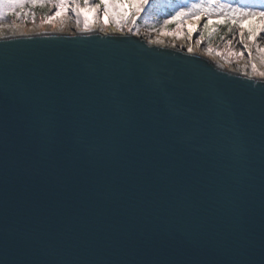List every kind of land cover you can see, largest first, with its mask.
<instances>
[{
  "label": "water",
  "instance_id": "95a60500",
  "mask_svg": "<svg viewBox=\"0 0 264 264\" xmlns=\"http://www.w3.org/2000/svg\"><path fill=\"white\" fill-rule=\"evenodd\" d=\"M259 79L129 32L0 37V264L258 260Z\"/></svg>",
  "mask_w": 264,
  "mask_h": 264
},
{
  "label": "snow or ice",
  "instance_id": "6c2138e0",
  "mask_svg": "<svg viewBox=\"0 0 264 264\" xmlns=\"http://www.w3.org/2000/svg\"><path fill=\"white\" fill-rule=\"evenodd\" d=\"M233 3H238L239 7H232ZM88 7L89 10H93L89 7V0H0V20H3L5 16L9 13L12 15H26L27 13L19 12L17 13L16 9H24L25 5L35 6H54L57 11L64 10L65 12L71 10L74 12L77 23L79 24L81 20L84 24V29L89 28L87 17L83 16L81 12V5ZM71 6V7H70ZM131 12L123 10L122 0H99V3L95 5V11L99 13L100 11L109 12L111 10L113 22L117 23L119 28H122L125 23H127L133 17L138 16L145 10L147 7L151 6V0H136L134 4L130 3ZM172 9L170 13H166L167 18L163 21V27H168L174 23H179L185 18L196 16L203 13L205 17H212L215 13L216 15H223L225 20L222 23L227 24L229 21L236 23L237 21H243L247 18L259 17L264 20V0H230L229 6L226 8L224 3H217V0H182V3H170L167 5ZM179 18V19H178ZM204 29H209V23L206 21L204 23ZM132 29L129 28V31ZM216 27L213 25V31L208 32V39L215 34ZM229 33H232V29L229 28ZM264 34V26L258 28L254 35ZM191 35V33H190ZM201 38L204 37L205 33H201ZM241 39L240 43L243 46L245 51H248L249 63L245 64L243 67L245 70L248 69L249 64L251 65V76L259 77L257 81L259 86L264 89V70L257 67V58L254 57L251 51L248 50V43L244 40V32L239 33ZM89 37H85L88 39ZM253 36L250 35L249 39H252ZM76 39V37H73ZM113 39H120L119 37H113ZM160 41H154V43H159ZM197 43H200L198 40ZM259 48V45H257ZM188 52H193V48L189 47ZM239 55H243L241 52ZM259 63L264 66V54H261ZM22 119L27 120L29 117L25 115ZM27 124H21L19 128V135L25 137L27 135ZM5 131L4 125L2 130V135H0V141L4 139ZM232 143L236 144L242 154H246L248 151L247 145L237 134L232 138ZM260 150H261V203H260V213H261V222H260V236H259V258L258 260H239L234 262V264H264V104H262L261 111V123H260ZM3 172L8 166V159L3 153L2 161ZM11 164L14 169L19 171L21 174H30L34 167V161L29 153L24 150L15 152L11 157ZM4 232L5 225L4 221L2 226H0V246H2L4 251ZM13 242L15 246L19 249H28L34 246L38 242V237L36 235V229L25 223L19 226L18 228L13 229ZM171 239V237H169ZM3 264L5 262L3 261ZM22 264V262H21ZM58 264H110L107 261H74V260H64L59 261Z\"/></svg>",
  "mask_w": 264,
  "mask_h": 264
},
{
  "label": "rangeland",
  "instance_id": "374dc122",
  "mask_svg": "<svg viewBox=\"0 0 264 264\" xmlns=\"http://www.w3.org/2000/svg\"><path fill=\"white\" fill-rule=\"evenodd\" d=\"M122 2H123V10L130 13L131 8L129 5L130 3L134 4L136 0H122ZM221 2L224 3L225 7L227 8L229 6L230 0H217V3H221ZM97 3H99V0L93 3L94 8ZM170 3H182V0H151L150 7H147L145 10H143L140 15L133 17V19L125 23L123 27L120 29L123 30L124 32L135 31L136 33H139L143 28L145 29L148 28L149 30L155 29L163 34L180 33L183 27L182 22L186 18L180 21L179 23H176L175 26L169 25L168 27H163V21L165 18H167L165 14L169 13L168 9H170V7H168L167 5ZM231 6L239 7V4L233 3ZM82 7H84L83 4H82ZM52 9H53L52 14H50L49 16L38 17V18H33V17H29V18L27 17V18L30 19L29 21H36V22L38 21L41 23V25L44 26L52 18H55V17L57 18L69 12V11L65 12L64 10L57 11L55 7ZM15 11L19 13V9H16ZM94 14L96 15L97 19L105 27H109L111 25H115L116 27H118L117 23L113 22L111 10H109V12L100 11L99 13H97L94 10ZM9 15H11V13L7 14L5 18L0 21H6L9 19H12V20L15 19L19 21L21 19L22 20L26 19V16L24 17L23 15L21 16L13 15L14 16L13 18H9ZM198 15H202L204 17L203 18L204 22H203L201 30L203 33H205V36H208L207 35L208 32H210L213 28V26L211 25L212 24L215 25V23L217 22L216 20L225 19L223 15H216L215 13L210 18L205 17L203 13L198 14ZM206 21L209 23V29L207 30L204 29V23ZM53 25L56 26L57 23H53ZM221 26L222 25H219V27L215 31V34L213 35V38H219L218 41L216 42L208 43L205 37L201 38L200 33L196 34L195 40L196 41L199 40L200 41L199 44H202L201 50H204L211 55H216V56L219 55L222 59L225 60V62H228V63L240 61L242 59L248 60L249 59L248 51H245L244 49H243L244 51L243 50L241 51V48H239L240 47L239 42L241 39L239 33L243 31L244 32L243 38L245 41H247L248 46H249L248 50L251 51L252 55L257 58V67L259 68L258 66L260 65L259 59L261 57V54H264V34H260L258 36L254 34L258 28H260L261 26H264V20L260 19L259 17H254V18H247L243 21H239V24L236 26L235 31L230 35L227 33V31H229L228 30L229 26L226 27L225 29H221L220 28ZM83 27H84V24H83ZM129 28H131L132 30L129 31ZM245 28H247L248 30H246ZM221 31H224V32L221 33ZM220 33H221V36L219 37ZM250 35L253 36L252 39H249ZM257 45H259V48L257 47ZM241 52H243L242 56L239 55Z\"/></svg>",
  "mask_w": 264,
  "mask_h": 264
},
{
  "label": "bare ground",
  "instance_id": "6f19581e",
  "mask_svg": "<svg viewBox=\"0 0 264 264\" xmlns=\"http://www.w3.org/2000/svg\"><path fill=\"white\" fill-rule=\"evenodd\" d=\"M98 0H89V7L93 10H89L88 7H82L81 12L83 16L87 17L89 28L87 30L83 27V21L78 24L77 18L71 10L65 15L52 18L49 22H47L44 26L41 25L40 22L36 21H24V20H6L0 21V37L7 36H16V35H24V34H32V33H43V32H60V33H77V32H86V31H98V32H107V33H128L124 32L120 28L115 25H111L109 27H105L94 14L95 8L93 7V3ZM71 7V6H70ZM204 17L202 15H196L194 17L186 18L182 22V31L180 33L175 34H163L158 30L148 28H143L139 33L133 31L134 34H137L142 39L145 38L146 41L154 43V41H160L159 43H154L160 46H172L178 48L180 50L188 52V48L192 47L193 52H197L203 55L210 57L214 63V65L218 68H222L231 72L240 73L244 75L251 76V65L247 70L244 69V65L249 63V59H242L236 62H225L219 55H211L208 52L201 50L202 44L197 43L195 40L196 34L202 32L201 28L204 22ZM53 23H57L56 26ZM191 33V35H190ZM241 51L243 47L239 42ZM244 51V50H243ZM261 70H264V66L261 64L258 65Z\"/></svg>",
  "mask_w": 264,
  "mask_h": 264
},
{
  "label": "trees",
  "instance_id": "16d2710c",
  "mask_svg": "<svg viewBox=\"0 0 264 264\" xmlns=\"http://www.w3.org/2000/svg\"><path fill=\"white\" fill-rule=\"evenodd\" d=\"M54 8L53 6L51 5H46V6H43V7H40V6H31V5H25V8L24 9H19V12H24V13H27L26 15H23L24 17L26 16V21L27 22H30L28 19L29 17H33V18H38V17H46V16H49L50 14H52V11ZM169 13L172 11V9H168ZM14 16L11 14L9 15V18H13ZM28 17V18H27ZM179 19V18H178ZM131 20V19H130ZM225 19H218L216 20L217 22L215 23V27L216 29L219 27V25H222L220 28L221 29H225L226 27L229 26V28L232 29V33L235 31L236 29V26L239 24V21H237L236 23H232V22H228L227 24L225 23H222V21H224ZM258 22V21H257ZM232 23V24H231ZM217 24V25H216ZM173 26L176 25V23L172 24ZM213 26V24L211 25ZM246 30H248L247 28H245ZM229 30V29H228ZM213 31V28L212 30ZM210 31V32H211ZM216 31V30H215ZM224 32V31H221V33ZM221 33L219 34V37L221 36ZM227 33L230 35L232 33H229V31H227ZM204 37L207 39L208 43L210 42H216L218 41L219 38H213V36L211 37V39H208V36H205Z\"/></svg>",
  "mask_w": 264,
  "mask_h": 264
}]
</instances>
